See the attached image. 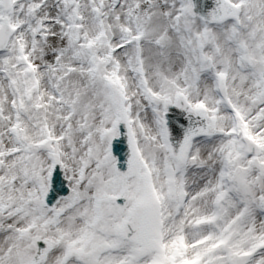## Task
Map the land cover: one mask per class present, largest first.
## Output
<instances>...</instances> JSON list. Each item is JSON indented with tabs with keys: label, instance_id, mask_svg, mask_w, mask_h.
Masks as SVG:
<instances>
[{
	"label": "snow or ice",
	"instance_id": "snow-or-ice-1",
	"mask_svg": "<svg viewBox=\"0 0 264 264\" xmlns=\"http://www.w3.org/2000/svg\"><path fill=\"white\" fill-rule=\"evenodd\" d=\"M0 264H264V0H0Z\"/></svg>",
	"mask_w": 264,
	"mask_h": 264
}]
</instances>
